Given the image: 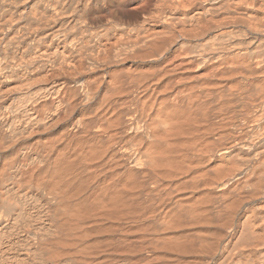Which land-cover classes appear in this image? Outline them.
<instances>
[{
    "label": "bare ground",
    "instance_id": "bare-ground-1",
    "mask_svg": "<svg viewBox=\"0 0 264 264\" xmlns=\"http://www.w3.org/2000/svg\"><path fill=\"white\" fill-rule=\"evenodd\" d=\"M0 264H264V0H0Z\"/></svg>",
    "mask_w": 264,
    "mask_h": 264
}]
</instances>
